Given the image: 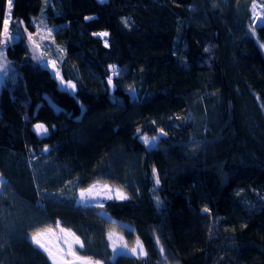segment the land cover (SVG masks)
<instances>
[{"label":"trees","instance_id":"trees-1","mask_svg":"<svg viewBox=\"0 0 264 264\" xmlns=\"http://www.w3.org/2000/svg\"><path fill=\"white\" fill-rule=\"evenodd\" d=\"M253 1L13 0L18 31L23 20L34 32L44 12L76 89L59 87L24 38L7 45L0 264H53L30 236L57 221L105 264H264V22L250 33ZM38 121L48 136L31 131ZM96 181L128 199L79 203ZM113 229L146 255L115 254Z\"/></svg>","mask_w":264,"mask_h":264},{"label":"snow or ice","instance_id":"snow-or-ice-1","mask_svg":"<svg viewBox=\"0 0 264 264\" xmlns=\"http://www.w3.org/2000/svg\"><path fill=\"white\" fill-rule=\"evenodd\" d=\"M103 2V0H101ZM13 7V0H7V15L2 20V39H0V44L7 45L10 43L13 39L12 36L9 34V23L11 21V9ZM261 7H264L262 5ZM257 8V5L253 3V10L255 12V9ZM93 17H85V20H91ZM257 20L260 19L259 16L256 17ZM124 23L127 24V19L124 20ZM251 27V31L255 32V24H253ZM51 35V30H49V36ZM93 36L99 37L103 40V44L105 47H109V41L107 37L109 36V32L107 31H100V32H93ZM48 37H45L47 39ZM29 40L33 44V51H36L39 49L40 45L35 42V40H32V35L29 33ZM264 47V45H262ZM62 51V49H61ZM205 51H209V49H205ZM0 56H2V53H0ZM34 59L40 61L44 67H48V62L43 61L42 55L41 56H34ZM109 70L111 71L112 75L108 77V84L110 86L113 85V77L119 76L120 71L117 68L116 65H109ZM9 71V65L5 61L3 63H0V72H3L5 76L7 75ZM51 71L54 78H59L61 86L64 88L65 91H71L72 94H74L76 85L72 83L71 81H64L63 77L60 75L59 69L56 68V61H51ZM55 127V126H53ZM34 131L37 135H47L49 133V128L42 124L37 123L34 125ZM161 133H163V129L160 130ZM140 130L137 129V133H139ZM141 139L145 144H151L153 141L157 139V137H148L147 135L141 136ZM44 151H48V148L46 147ZM153 173L155 175V182L156 184H159V176L156 174L155 169H153ZM0 183H3L0 181ZM105 196L107 199H117V200H126L128 199V196L126 193H124L119 188H111L109 185L105 184L103 186L99 185V182L92 184L90 187L86 189H81L79 196L81 201L83 202L85 199H91L99 196ZM102 206V205H101ZM205 212H208L209 210L207 208L204 209ZM56 227L59 230V234L57 235L56 231L52 228V226L37 228L34 230L31 234L30 239L32 242L39 248L42 249L47 256L53 261V264H77L79 261L80 264H100L99 261H92L91 258L88 257H81L77 255V252L75 251L74 246L79 245V247L83 248V242L80 240L78 236L75 235L70 229H65L60 227V222H56ZM113 234L109 233V239H112ZM52 237H55L54 242ZM59 241H62L63 245L66 247H61ZM118 244L116 240L112 241V248L115 252L117 250ZM119 247L121 248H127V244H120ZM130 252L133 254H139V255H146L145 252H143V249L141 247V243L139 240L136 242V246L132 247L130 249Z\"/></svg>","mask_w":264,"mask_h":264},{"label":"rangeland","instance_id":"rangeland-1","mask_svg":"<svg viewBox=\"0 0 264 264\" xmlns=\"http://www.w3.org/2000/svg\"><path fill=\"white\" fill-rule=\"evenodd\" d=\"M253 3H255L257 5V8L255 9V12L253 10V4H252V13H253V19H252V23H250L252 26L253 24L258 25V24H261L262 22H264V7H261L262 6V3L261 2H258L257 0H254ZM7 7H6V10H5V17L7 15ZM12 15V14H11ZM259 16L260 19L257 20L256 17ZM31 24L34 25L35 27V31L34 32H31V30L28 28V26L25 24V22L22 20L21 21V24L23 26V30H17L16 29V25L17 24H14L13 23V20L11 19L10 23H9V34L10 36L14 38H18V37H22L25 39L26 41V44L30 46V50H29V54L34 57V56H41L42 55V59L43 61L45 62H48V67L50 68L51 70V61H56V63H59V60L58 58L60 57V55L56 54L55 52V49H54V45L51 43V38H52V33L51 35L49 36V30H53V26L51 24H47L45 23V16H44V12H41L38 16H34L32 19H31ZM18 32V34H17ZM29 33L32 35V40H35V42L37 44L40 45L39 49H37L36 51H33V44L32 42L29 40ZM250 33H252L253 35L255 34V32L253 33L251 31V27H250ZM45 37H48L47 39H45ZM12 39V40H13ZM12 42V41H11ZM10 42V43H11ZM9 44V43H8ZM7 44V45H8ZM7 45H4V44H1L0 45V53H2V56H0V63H3V62H7V59H6V48H7ZM263 52H264V47H263ZM58 60V62H57ZM40 62V61H39ZM41 63V62H40ZM42 64V63H41ZM56 68L59 69V66H57L56 64ZM59 72H60V75L63 77L64 81H71V80H67L65 79V76H63V74L61 73V70L59 69ZM52 73V71H51ZM53 75V74H52ZM3 76H4V73L3 72H0V85L3 83L4 79H3ZM57 82H58V86L59 87H62L61 84H60V80L59 78L57 77ZM72 82V81H71ZM73 83V82H72ZM63 88V87H62ZM2 177L0 176V179ZM99 182V185L100 186H103L105 184L109 185L111 188L115 189V188H119L121 189L124 193L125 191L120 188V187H115L113 186L112 184L110 183H104L102 181H96L95 183ZM92 185V184H91ZM90 185V186H91ZM90 186H87V187H84V188H81V189H86ZM78 190V195L80 193V190ZM127 195V193H126ZM105 200H107V198L103 195L99 196V197H95V198H91V199H85L83 202L81 201L80 199V196H78V201L79 203L85 205V204H96V203H101V202H104ZM101 212L104 214V215H107V217H111V215H109L108 212H105L103 210H101ZM56 227V226H55ZM54 227V228H55ZM61 227V226H60ZM57 228V227H56ZM63 228V227H62ZM66 229V228H65ZM56 231V229H54ZM57 235L59 234V232H57ZM113 234L112 236V239L110 240L111 241V248H112V241L113 240H116L117 241V244H118V247H117V250L115 251V254H120V253H125V254H133L130 252V249L134 246H136V242L137 240H139L138 238L136 239V241L134 242L133 245L129 246L127 245V248H121L119 247L120 244H125L123 239L121 240V236H120V233H118L117 230L113 229L112 232ZM77 236V235H76ZM53 241L54 242H57L55 241V237H52ZM140 241V240H139ZM60 243V246L61 247H66L65 245H63L62 241H59ZM141 243V242H140ZM76 246V245H75ZM74 246V248H75ZM141 247L143 249V252H145V248L144 246L142 245L141 243ZM77 250V249H76ZM75 250V251H76ZM133 255H139V254H133ZM93 260V259H92ZM94 261V260H93ZM104 263V262H103ZM105 264V263H104Z\"/></svg>","mask_w":264,"mask_h":264},{"label":"crops","instance_id":"crops-1","mask_svg":"<svg viewBox=\"0 0 264 264\" xmlns=\"http://www.w3.org/2000/svg\"><path fill=\"white\" fill-rule=\"evenodd\" d=\"M54 227H55V226H54ZM53 229H56V231L59 232V230H58L56 227L53 228ZM66 229H67V228H66ZM30 237H31V236H30ZM80 240H81V239H80ZM77 246H79V245H76V246H75V250H76V247H77ZM76 252H77V251H76ZM77 255H78V256H81V257H84V256L80 255L78 252H77ZM88 258H89V257H88ZM49 259H50V258H49ZM91 260H92V259H91ZM50 261H52V260L50 259ZM92 261H93V260H92ZM94 261H95V260H94ZM99 262H100V264H104V263H103L102 261H100V260H99ZM52 263H53V261H52ZM77 264H80V262L78 261Z\"/></svg>","mask_w":264,"mask_h":264},{"label":"water","instance_id":"water-1","mask_svg":"<svg viewBox=\"0 0 264 264\" xmlns=\"http://www.w3.org/2000/svg\"><path fill=\"white\" fill-rule=\"evenodd\" d=\"M99 1H101V0H99ZM103 1H105V0H103ZM38 123H42V124H44V125H46L45 123H43V122H40V121H38ZM35 124H37V123H35ZM35 124H33L32 126H31V131L32 132H34L35 133V131H34V125ZM47 126V125H46ZM48 127V126H47ZM49 133H50V131H49ZM49 133L46 135V136H48L49 135ZM36 134V133H35ZM37 135V134H36ZM38 137L39 136H41V137H46L45 135H37Z\"/></svg>","mask_w":264,"mask_h":264}]
</instances>
